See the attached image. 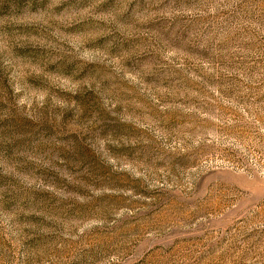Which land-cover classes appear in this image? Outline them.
<instances>
[{
  "label": "rangeland",
  "instance_id": "rangeland-1",
  "mask_svg": "<svg viewBox=\"0 0 264 264\" xmlns=\"http://www.w3.org/2000/svg\"><path fill=\"white\" fill-rule=\"evenodd\" d=\"M0 264H264V0H0Z\"/></svg>",
  "mask_w": 264,
  "mask_h": 264
}]
</instances>
